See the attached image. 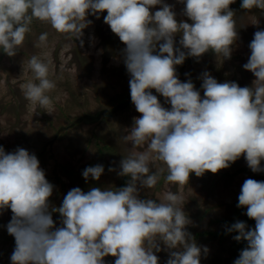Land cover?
<instances>
[{
	"label": "clouds",
	"instance_id": "9594fccd",
	"mask_svg": "<svg viewBox=\"0 0 264 264\" xmlns=\"http://www.w3.org/2000/svg\"><path fill=\"white\" fill-rule=\"evenodd\" d=\"M181 2L191 24L178 23L172 6L162 0H0V49L9 57L20 50L33 20L80 40L91 23L87 15L99 19V13L107 12L104 23L126 45L131 101L141 114L122 138L132 145L120 162L119 175L130 177L127 186L103 191L94 187L87 193L71 189L62 205L52 209L62 217L59 228L49 211L53 185L37 157L23 148L6 153L0 146V211L10 208L13 213L7 225L15 239L11 264H103L109 255L116 258L115 264H158L153 251L161 250L157 241L175 249L167 264H200L202 250L186 231L190 221L181 206L183 197L168 191L159 203L142 200L137 184L151 189L166 171L167 183L184 186L190 174H216L242 155L252 172L264 171L260 167L264 161V30L254 33L251 55L243 66L256 78L252 87L219 83L204 73L201 98L191 80L181 82L177 77L176 66L184 63L186 55L174 46V37L181 36L179 43L188 56L200 57L211 50L230 58L238 35L229 9L235 0ZM157 5L160 10L151 13ZM241 7L264 10V0H242ZM47 38L42 33L37 46ZM28 68L35 82L22 85L25 99L50 108L52 100L46 93L56 85L48 78V64L32 56ZM153 89L171 105L170 110L152 94ZM154 161L164 167L151 173ZM103 172V166L96 165L82 175L98 181ZM238 201L255 228L247 229L237 221L228 229L238 233L234 240L247 242L234 264H264V181L246 179Z\"/></svg>",
	"mask_w": 264,
	"mask_h": 264
},
{
	"label": "rangeland",
	"instance_id": "374dc122",
	"mask_svg": "<svg viewBox=\"0 0 264 264\" xmlns=\"http://www.w3.org/2000/svg\"><path fill=\"white\" fill-rule=\"evenodd\" d=\"M242 0L229 5L236 20L237 38L231 46V57L224 58L209 50L200 57L187 55L174 37V46L185 52L186 59L176 66L181 82H191L204 96L202 76L208 73L219 83L235 82L240 87H252L255 76L244 69L251 55L250 42L254 33L264 30V10L241 7ZM172 6L177 22L192 23L185 15L181 0H162ZM161 5L150 9L154 14ZM91 14V23L83 30L80 40L57 33L47 23L33 20L31 31L14 57L0 49V146L6 153L23 148L34 154L46 180L53 185L49 198L55 228L62 227V217L52 211L62 205L64 197L73 188L87 193L92 188L119 190L127 186L130 177L119 175L120 162L132 148L123 137L130 134L134 118L141 115L131 101L130 75L124 64L126 45L104 23L107 12ZM47 33L44 45L39 36ZM81 40L83 44H81ZM160 43H163L161 41ZM157 51L154 54H158ZM37 56L49 66V79L56 87L46 93L52 100L50 108L32 105L25 99L22 85L34 76L28 61ZM35 82V81H34ZM152 94L166 109L171 108L165 98L154 89ZM143 150V146L141 149ZM262 162V161H261ZM101 165L104 172L100 179L87 180L83 171ZM164 167L161 162L150 164V172ZM261 167V165H260ZM113 169L109 171V169ZM166 171L160 174L155 187L148 189L139 183L138 198L152 199L159 203L168 191L183 197V211L190 223L186 231L201 248L200 264H234L242 251L241 243L234 240L228 229L234 222L242 221L247 209L238 207V196L246 179L264 181V172L254 173L242 155L236 162L216 174L205 172L197 177L190 174L187 185L177 186L165 180ZM11 209L0 211V264H11L15 239L7 232L12 218ZM160 251H154L158 264H167L169 250L157 241ZM207 248V253L203 251ZM115 257H104L103 264H115Z\"/></svg>",
	"mask_w": 264,
	"mask_h": 264
},
{
	"label": "trees",
	"instance_id": "16d2710c",
	"mask_svg": "<svg viewBox=\"0 0 264 264\" xmlns=\"http://www.w3.org/2000/svg\"><path fill=\"white\" fill-rule=\"evenodd\" d=\"M261 168L264 169V161L261 162ZM263 172H264V171H263ZM126 177L128 178V176H126ZM242 222H244V223L247 225V229H254V228H255V221L252 220V219H249V218L247 217V215L244 216ZM234 223H235V222H234ZM234 223H233V224H234ZM247 229H246V230H247ZM231 234H232L233 236H235V235H237L238 233H236V232H231ZM240 243H241V247H242L241 250H243L244 248L247 247V242H246V241H240Z\"/></svg>",
	"mask_w": 264,
	"mask_h": 264
}]
</instances>
